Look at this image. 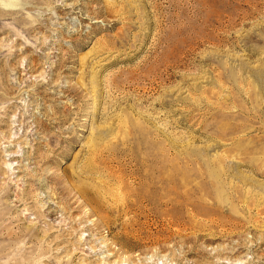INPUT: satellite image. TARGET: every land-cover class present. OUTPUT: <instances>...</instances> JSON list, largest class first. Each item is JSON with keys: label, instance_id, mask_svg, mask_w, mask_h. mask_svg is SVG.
I'll return each mask as SVG.
<instances>
[{"label": "rangeland", "instance_id": "obj_1", "mask_svg": "<svg viewBox=\"0 0 264 264\" xmlns=\"http://www.w3.org/2000/svg\"><path fill=\"white\" fill-rule=\"evenodd\" d=\"M0 264H264V0H0Z\"/></svg>", "mask_w": 264, "mask_h": 264}, {"label": "bare ground", "instance_id": "obj_2", "mask_svg": "<svg viewBox=\"0 0 264 264\" xmlns=\"http://www.w3.org/2000/svg\"><path fill=\"white\" fill-rule=\"evenodd\" d=\"M141 165V164H140ZM139 165V166H140ZM154 165V164H153ZM89 169V168H88ZM93 169V168H92ZM91 169V170H92ZM140 170V169H139ZM93 171V170H92ZM91 171V172H92ZM135 171V170H134ZM154 171V170H153ZM85 172H89V171H85ZM136 172V171H135ZM90 173V172H89ZM94 173V172H93ZM97 173V172H96ZM155 174V173H154ZM145 176V175H144ZM143 176V178L141 179L144 183H142V184H145V186H146V188L145 189H143V191L142 192H140L139 193V190L138 191H136L135 190V192L137 193V195L136 194H134V190L133 189H131V187L129 188V187H126L128 190H129V192H128V194L129 195H132L133 197L134 196H141V198H144L143 197V195L148 199V200H150V201H152V199H154V196H156V189H155V181H154V179H155V177L151 174V175H149V176H145L144 177ZM115 178H116V181H118V182H120L121 183V179H120V177H118V176H115ZM169 179V178H168ZM140 180V179H139ZM119 183V184H120ZM130 184V183H129ZM141 184V185H142ZM140 184H138V186H141ZM157 185V184H156ZM82 186V188H81V192H80V195L85 199V200H89V199H91V196H93V197H96L97 195H98V197H99V190H96L95 188L94 189H92L91 187L89 188V187H87L86 185V187H83V185H81ZM137 186V185H136ZM97 188V187H96ZM99 188H101V187H99ZM79 189H80V187H79ZM139 189V188H138ZM122 190V189H121ZM125 191V190H124ZM77 192H78V190H77ZM124 194H125V192H124ZM124 196H122V197H118V201L121 203V206H123V207H128V206H134L135 204H136V201H137V199H139V198H137V199H134L135 201H133V200H125L124 198H123ZM157 197V196H156ZM155 197V198H156ZM127 198V197H126ZM84 200V201H85ZM90 201V200H89ZM99 201V200H98ZM118 201H116V202H118ZM118 202V203H119ZM99 203V202H98ZM99 205V204H98ZM136 206V205H135Z\"/></svg>", "mask_w": 264, "mask_h": 264}]
</instances>
